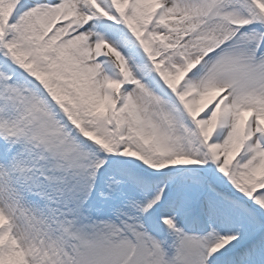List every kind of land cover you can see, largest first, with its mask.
I'll list each match as a JSON object with an SVG mask.
<instances>
[{
  "label": "snow or ice",
  "instance_id": "6c2138e0",
  "mask_svg": "<svg viewBox=\"0 0 264 264\" xmlns=\"http://www.w3.org/2000/svg\"><path fill=\"white\" fill-rule=\"evenodd\" d=\"M0 264H264V0H0Z\"/></svg>",
  "mask_w": 264,
  "mask_h": 264
}]
</instances>
